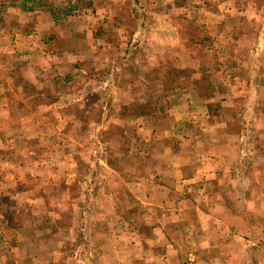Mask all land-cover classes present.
I'll return each mask as SVG.
<instances>
[{
    "label": "rangeland",
    "instance_id": "rangeland-1",
    "mask_svg": "<svg viewBox=\"0 0 264 264\" xmlns=\"http://www.w3.org/2000/svg\"><path fill=\"white\" fill-rule=\"evenodd\" d=\"M48 3L0 0V264H264V0Z\"/></svg>",
    "mask_w": 264,
    "mask_h": 264
},
{
    "label": "crops",
    "instance_id": "crops-1",
    "mask_svg": "<svg viewBox=\"0 0 264 264\" xmlns=\"http://www.w3.org/2000/svg\"><path fill=\"white\" fill-rule=\"evenodd\" d=\"M45 1V4L49 5L50 7H47V8H40V9H35V8H32V9H29V10H25L23 8H19L18 10H14L13 13L15 15H18L19 14V17L22 16V14H26L28 13L29 15H36L37 16V21L39 20L40 23V27H38V29L40 30V33L41 35H49V34H52L55 30L57 29L56 28V24H55V20H54V16L57 15V12L58 10L57 9H54L52 8V4L48 3V0H44ZM71 1H69L67 3L70 4ZM38 25V26H39ZM35 28V27H34ZM12 37L14 36H19L18 33L16 32H13L12 33ZM199 213H201V219H200V226L202 228V230H206L208 228L207 226V220H208V216H207V213L204 212V210H199Z\"/></svg>",
    "mask_w": 264,
    "mask_h": 264
}]
</instances>
